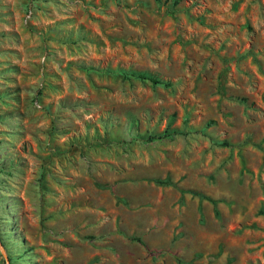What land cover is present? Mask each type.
<instances>
[{
  "label": "rangeland",
  "instance_id": "374dc122",
  "mask_svg": "<svg viewBox=\"0 0 264 264\" xmlns=\"http://www.w3.org/2000/svg\"><path fill=\"white\" fill-rule=\"evenodd\" d=\"M0 264H264V0H0Z\"/></svg>",
  "mask_w": 264,
  "mask_h": 264
},
{
  "label": "trees",
  "instance_id": "16d2710c",
  "mask_svg": "<svg viewBox=\"0 0 264 264\" xmlns=\"http://www.w3.org/2000/svg\"><path fill=\"white\" fill-rule=\"evenodd\" d=\"M131 77H134V78H136L138 80H141V81H149V82H151L154 85H162V84H165L164 82H162L161 80L157 79L156 77H153L151 75L144 74V73H140V74L132 73L131 74ZM165 85H170V84H165ZM243 102H244V100H243ZM157 183L160 184L162 182L161 181H157ZM190 193L192 195H195V196L204 197L201 193L196 192V191H190Z\"/></svg>",
  "mask_w": 264,
  "mask_h": 264
}]
</instances>
